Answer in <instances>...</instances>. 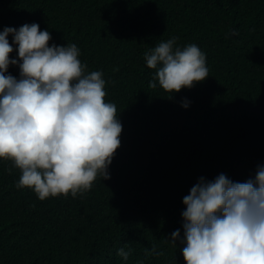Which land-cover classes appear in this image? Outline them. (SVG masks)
I'll use <instances>...</instances> for the list:
<instances>
[{"label":"trees","instance_id":"trees-1","mask_svg":"<svg viewBox=\"0 0 264 264\" xmlns=\"http://www.w3.org/2000/svg\"><path fill=\"white\" fill-rule=\"evenodd\" d=\"M31 23L50 46L75 44L86 73H103L121 144L110 178L75 197L38 199L0 159V264H186L190 188L221 173L244 182L264 164V0H0V31ZM172 37L199 47L209 77L168 94L148 86L144 54ZM6 74L19 79L18 65Z\"/></svg>","mask_w":264,"mask_h":264},{"label":"clouds","instance_id":"clouds-1","mask_svg":"<svg viewBox=\"0 0 264 264\" xmlns=\"http://www.w3.org/2000/svg\"><path fill=\"white\" fill-rule=\"evenodd\" d=\"M50 40L37 23L0 31V159L20 170L16 187L32 189L40 200L75 197L98 175L109 179L122 131L116 105L104 99L103 73H86L75 44L50 46ZM13 46L17 57L10 59ZM144 59L155 69L148 86L168 94L209 77L205 54L195 44L181 48L176 37L160 41ZM9 65H18L19 79L6 74ZM189 104L185 99L181 106ZM182 203L185 246L177 256L182 252L186 264H264V164L244 182L223 173L201 177ZM178 238L180 229L170 242ZM131 253L122 247L117 255L127 261Z\"/></svg>","mask_w":264,"mask_h":264}]
</instances>
